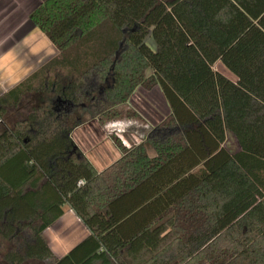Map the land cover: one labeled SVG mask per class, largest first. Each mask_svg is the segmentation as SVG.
I'll use <instances>...</instances> for the list:
<instances>
[{
  "label": "trees",
  "instance_id": "16d2710c",
  "mask_svg": "<svg viewBox=\"0 0 264 264\" xmlns=\"http://www.w3.org/2000/svg\"><path fill=\"white\" fill-rule=\"evenodd\" d=\"M29 20L57 55L0 97V238L26 234L3 261L264 264V0H45ZM155 87L170 111L147 136L155 156L115 140L122 156L102 172L75 149L77 109L55 111L87 102L106 123ZM42 93L45 105L5 123ZM227 133L239 152L223 147ZM12 197L32 221L15 222L16 205H1ZM65 205L89 236L55 259L41 234Z\"/></svg>",
  "mask_w": 264,
  "mask_h": 264
},
{
  "label": "crops",
  "instance_id": "0c3cea01",
  "mask_svg": "<svg viewBox=\"0 0 264 264\" xmlns=\"http://www.w3.org/2000/svg\"><path fill=\"white\" fill-rule=\"evenodd\" d=\"M43 1L45 0H0V97L4 96L57 55L52 44L29 20L30 13ZM151 42L149 39L147 44L152 48L153 43ZM212 70L230 82L237 83L236 76L220 61L212 65ZM18 106L10 110L8 114L17 112ZM75 145L77 146V144ZM223 147L230 154L240 151L239 144L231 133L226 134V141ZM115 148L117 151L107 149L97 157H90L88 154H83V156L96 171L102 172L121 158L122 155L116 145ZM144 148L149 158L155 156L152 148L154 153H151V155H149L147 147L144 146ZM100 164L104 167H100ZM260 175L264 178L263 172ZM261 190H263L262 185ZM10 204L16 205L15 217L20 218L22 215L20 216L19 213L21 212H26L29 216H32L30 210L17 197H12L1 202L2 206ZM46 235L47 240L43 241L51 250L53 257L61 259L86 239L89 236V231L74 212L65 205L63 206V215L41 234L42 239ZM53 250L56 253H53Z\"/></svg>",
  "mask_w": 264,
  "mask_h": 264
},
{
  "label": "rangeland",
  "instance_id": "374dc122",
  "mask_svg": "<svg viewBox=\"0 0 264 264\" xmlns=\"http://www.w3.org/2000/svg\"><path fill=\"white\" fill-rule=\"evenodd\" d=\"M152 43V42H151ZM153 48V44H152ZM149 75V72L146 73ZM46 94L26 95L22 98L21 104L18 106L17 112L10 114L5 119L8 126H12L15 122L24 119L32 108L39 105H45L48 99ZM87 105V102L84 103ZM81 108L75 111V116L80 117L81 124L72 133V140L81 154H88L90 157H97L107 149L116 150L117 140L122 147L127 149L137 144H142L148 149L149 155L153 154L151 146L147 142V136L151 133H160L161 126L167 122L169 117V109L161 95L159 87L153 88L151 91L137 89L130 97L128 103L122 108L124 116L122 118L112 120L106 123L89 120ZM134 114L133 117H126ZM117 151V150H116ZM99 165V164H98ZM97 165V166H98ZM100 167H104L100 164ZM24 221H32L33 216H29L26 212L19 213ZM19 221V217H15V222ZM26 236L25 233L21 237L17 236L13 240L4 241L0 238V264H6L3 261V255L11 250H20L22 240ZM44 236L43 240H47ZM56 244V242H54ZM53 245V243H52ZM54 249V247H53ZM55 250H53V253ZM56 253V252H55ZM23 264H51V261L38 262L26 260Z\"/></svg>",
  "mask_w": 264,
  "mask_h": 264
},
{
  "label": "flooded vegetation",
  "instance_id": "af4514ba",
  "mask_svg": "<svg viewBox=\"0 0 264 264\" xmlns=\"http://www.w3.org/2000/svg\"><path fill=\"white\" fill-rule=\"evenodd\" d=\"M84 108V105H77V106H73L71 104H67L65 102H60L59 100L56 101V107H55V111L57 113H59L60 111H64V113H71L73 110H76L78 108Z\"/></svg>",
  "mask_w": 264,
  "mask_h": 264
},
{
  "label": "built area",
  "instance_id": "2783aa9c",
  "mask_svg": "<svg viewBox=\"0 0 264 264\" xmlns=\"http://www.w3.org/2000/svg\"><path fill=\"white\" fill-rule=\"evenodd\" d=\"M83 184V182L82 181H80L79 183H78V186H80V185H82Z\"/></svg>",
  "mask_w": 264,
  "mask_h": 264
}]
</instances>
